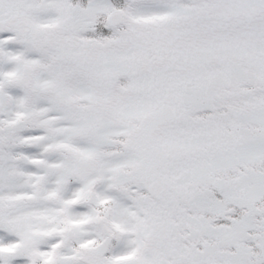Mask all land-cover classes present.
<instances>
[{
  "label": "snow or ice",
  "instance_id": "obj_1",
  "mask_svg": "<svg viewBox=\"0 0 264 264\" xmlns=\"http://www.w3.org/2000/svg\"><path fill=\"white\" fill-rule=\"evenodd\" d=\"M0 264H264V0H0Z\"/></svg>",
  "mask_w": 264,
  "mask_h": 264
}]
</instances>
